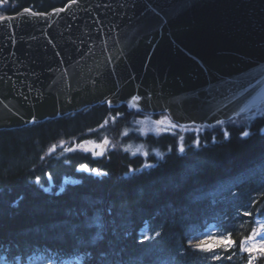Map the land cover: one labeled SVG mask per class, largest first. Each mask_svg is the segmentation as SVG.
I'll list each match as a JSON object with an SVG mask.
<instances>
[{"label":"trees","instance_id":"16d2710c","mask_svg":"<svg viewBox=\"0 0 264 264\" xmlns=\"http://www.w3.org/2000/svg\"><path fill=\"white\" fill-rule=\"evenodd\" d=\"M4 1L2 15L67 0ZM144 115L95 104L0 129V264H264L240 248L264 213V115L224 123L227 136L152 134L142 125L168 118ZM209 224L234 246L196 251L188 239Z\"/></svg>","mask_w":264,"mask_h":264},{"label":"water","instance_id":"95a60500","mask_svg":"<svg viewBox=\"0 0 264 264\" xmlns=\"http://www.w3.org/2000/svg\"><path fill=\"white\" fill-rule=\"evenodd\" d=\"M97 103L199 126L264 104V0H67L0 17V129Z\"/></svg>","mask_w":264,"mask_h":264},{"label":"snow or ice","instance_id":"6c2138e0","mask_svg":"<svg viewBox=\"0 0 264 264\" xmlns=\"http://www.w3.org/2000/svg\"><path fill=\"white\" fill-rule=\"evenodd\" d=\"M27 12L28 10L25 9ZM135 99V98H134ZM243 135L247 136L248 133L245 132ZM227 136V133H225ZM181 151L183 149L181 148ZM264 195V193H262ZM248 213H245L247 215ZM256 223L259 225V228L253 230V234L247 236L244 240L241 241L240 248L241 251L255 253L258 252L259 255L264 256V220H258ZM159 233H157L158 235ZM204 239L195 238L197 240L195 244V250L201 252H212L217 247H224L227 249L228 247L234 246V241L231 239V234L228 236H224L223 233H220L218 236L211 235L208 232L202 234ZM259 237V239H256ZM147 238V237H145ZM191 243V241H190ZM213 259H219V257L213 254ZM256 257L250 256L248 260V264H253V261Z\"/></svg>","mask_w":264,"mask_h":264},{"label":"rangeland","instance_id":"374dc122","mask_svg":"<svg viewBox=\"0 0 264 264\" xmlns=\"http://www.w3.org/2000/svg\"><path fill=\"white\" fill-rule=\"evenodd\" d=\"M258 111H260L261 113L262 112H264V107H262V108H260V109H258L257 110V112ZM251 116H255L256 115V113H252V114H250ZM249 115V116H250ZM250 116V117H251ZM239 119V118H238ZM238 119H236V122L238 121ZM243 121H246V119H244ZM143 126V130H147V129H149L146 125H142ZM150 127H153V125H150ZM171 128L172 127H163L162 129L163 130H171ZM92 144H94L93 146H96L98 149H102V148H104L105 146H106V144H105V142H99V143H97V142H95V143H93V141H92ZM92 144H91V142H87L86 143V146L89 148V149H92L90 146H92ZM131 148V150H132V152H140V153H142V154H145V151H146V148L144 147V146H140V143H133V145H131L130 146ZM152 152H154V154L157 156V157H159V156H161V152L159 151V150H157V149H155L154 151H152ZM146 154H147V151H146ZM144 166H148V164L145 162L144 163ZM257 220H264V214L263 215H261L260 217H258L257 218ZM211 231H213L212 229H208L206 232H211ZM142 232H145V228L142 230ZM203 233H197V234H194V235H192L190 238H189V240H188V243L190 244V245H192V246H194L195 247V244H196V242H197V240L195 239V238H199V239H204V236L202 235ZM211 235H213V234H211ZM256 239H259V237H256ZM190 241H191V243H190Z\"/></svg>","mask_w":264,"mask_h":264}]
</instances>
